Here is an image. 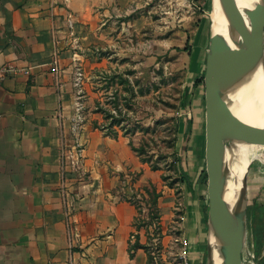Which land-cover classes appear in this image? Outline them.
Instances as JSON below:
<instances>
[{"label":"crops","instance_id":"obj_1","mask_svg":"<svg viewBox=\"0 0 264 264\" xmlns=\"http://www.w3.org/2000/svg\"><path fill=\"white\" fill-rule=\"evenodd\" d=\"M102 1L0 0V62L15 69L0 83V264H148L144 247H133L147 241L144 226L136 225L144 220V187L159 193L162 242L171 235L166 225L174 189L134 153L127 137L84 124L77 165L85 176L64 157L69 122L81 106L75 90L85 62L80 51L99 34ZM189 10L183 25L193 27L181 41L194 80L204 71L208 19ZM68 11L81 50L69 36ZM192 129L178 153L183 180L177 184L190 264H199L206 238L205 159L199 130Z\"/></svg>","mask_w":264,"mask_h":264},{"label":"rangeland","instance_id":"obj_2","mask_svg":"<svg viewBox=\"0 0 264 264\" xmlns=\"http://www.w3.org/2000/svg\"><path fill=\"white\" fill-rule=\"evenodd\" d=\"M190 8L206 16L209 23V0H103L95 28L99 34L94 40H88L89 50L80 51L85 62L75 76L80 117L70 119L71 138L66 153L77 142L84 148L77 138L84 124L111 136L120 133L128 138L134 153L151 170H159L161 180L174 189L172 217L166 225L171 237L164 242L156 203L144 190V220H136V224L146 229L144 249L148 264H190L191 247L183 234L184 215L177 184L182 181L178 153L186 148L192 127L199 130L205 147L204 87L201 84L199 92L194 90L196 86L192 87L189 58L183 52L185 45L181 41L182 32L193 27L184 29L183 25L184 15ZM74 49L81 50L78 45ZM85 53L88 55L84 57ZM79 165V176L83 177L85 173ZM201 183L207 199L205 167ZM144 189L150 193L156 191L155 187ZM246 203L247 239L256 264H264L263 161L251 162ZM204 208L206 222V201ZM254 234H257V245L253 244ZM205 251L206 238L201 252L197 253L199 264H205ZM247 262L243 260L244 264Z\"/></svg>","mask_w":264,"mask_h":264},{"label":"water","instance_id":"obj_3","mask_svg":"<svg viewBox=\"0 0 264 264\" xmlns=\"http://www.w3.org/2000/svg\"><path fill=\"white\" fill-rule=\"evenodd\" d=\"M210 11L203 84L207 221L205 264H228L247 239V175L251 162L231 183L220 163L237 139V114L259 122L264 105L254 91L264 76V0H209ZM250 72V79L246 78ZM227 137L223 153L220 143ZM217 223L218 241L208 244Z\"/></svg>","mask_w":264,"mask_h":264},{"label":"bare ground","instance_id":"obj_4","mask_svg":"<svg viewBox=\"0 0 264 264\" xmlns=\"http://www.w3.org/2000/svg\"><path fill=\"white\" fill-rule=\"evenodd\" d=\"M211 16H213V13L210 11L209 17ZM245 74L246 78L250 79V72L246 71ZM254 93L261 104L264 105V76H258ZM237 116L240 122L237 139L231 151L225 154L224 159L220 163V171L227 178L229 184L235 175L244 171L248 163L253 160L264 162V131L261 128L262 125L240 114H237ZM226 143L227 137L220 143L221 153H223ZM249 221L251 222V220ZM217 230H219V226L215 222L209 233L208 244L210 246L215 245L219 239ZM243 260H248L247 264H256L248 239H246L235 257L228 264H244Z\"/></svg>","mask_w":264,"mask_h":264},{"label":"built area","instance_id":"obj_5","mask_svg":"<svg viewBox=\"0 0 264 264\" xmlns=\"http://www.w3.org/2000/svg\"><path fill=\"white\" fill-rule=\"evenodd\" d=\"M58 2H60L61 5L67 6L69 0H58ZM64 21H65L69 36L72 39L73 46L78 45V40L75 35V17L71 11H68L66 13L64 17ZM14 70L15 69L11 65L0 62V83L7 73L12 72ZM79 117H80L79 114H77L74 117V119H78ZM82 151H83V148L80 147V143L77 142L76 147H73L71 151L66 153V150H65L64 157L65 159H68V161L71 164L77 165L82 158Z\"/></svg>","mask_w":264,"mask_h":264},{"label":"trees","instance_id":"obj_6","mask_svg":"<svg viewBox=\"0 0 264 264\" xmlns=\"http://www.w3.org/2000/svg\"><path fill=\"white\" fill-rule=\"evenodd\" d=\"M204 72V71H203ZM202 84V86L204 87V84H203V73H202V75H199V76H196L195 78H194V81H193V84H192V87H195V86H198V85H201ZM186 90H187V88H186ZM190 125H191V123H190ZM181 175H182V173H181ZM180 175V178H181V180H183L182 178V176ZM146 192H147V194H149L150 196H152V201H153V203H154V205H155V203H156V199H157V197H158V195H159V193H156V191H153L152 193H150L149 191H148V189H144ZM262 222H263V227H262V233H261V236H262V240L264 239V213L262 214ZM257 219V215L255 214V220ZM137 225V224H136ZM258 241H257V234H254V236H253V244L254 245H257L258 243H257ZM133 247H144V246H142V245H140L139 243H135L134 245H133ZM255 254L256 255H258V252L257 251H255ZM263 258H264V256H263Z\"/></svg>","mask_w":264,"mask_h":264}]
</instances>
